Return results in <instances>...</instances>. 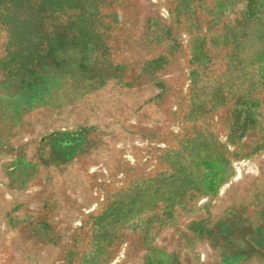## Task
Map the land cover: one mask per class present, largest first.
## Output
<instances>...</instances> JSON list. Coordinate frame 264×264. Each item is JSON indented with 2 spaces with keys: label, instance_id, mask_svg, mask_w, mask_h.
Returning a JSON list of instances; mask_svg holds the SVG:
<instances>
[{
  "label": "rangeland",
  "instance_id": "374dc122",
  "mask_svg": "<svg viewBox=\"0 0 264 264\" xmlns=\"http://www.w3.org/2000/svg\"><path fill=\"white\" fill-rule=\"evenodd\" d=\"M0 264H264V0H0Z\"/></svg>",
  "mask_w": 264,
  "mask_h": 264
}]
</instances>
